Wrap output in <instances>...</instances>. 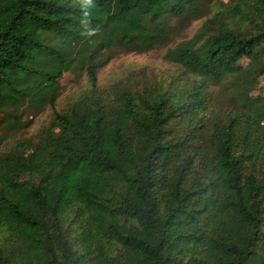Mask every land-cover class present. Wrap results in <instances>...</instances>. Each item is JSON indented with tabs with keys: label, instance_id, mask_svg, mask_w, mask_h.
Here are the masks:
<instances>
[{
	"label": "trees",
	"instance_id": "trees-1",
	"mask_svg": "<svg viewBox=\"0 0 264 264\" xmlns=\"http://www.w3.org/2000/svg\"><path fill=\"white\" fill-rule=\"evenodd\" d=\"M203 2L0 0V264H264V0L168 48L167 84L98 87L101 51L148 52ZM72 66L88 92L20 138L12 110Z\"/></svg>",
	"mask_w": 264,
	"mask_h": 264
},
{
	"label": "rangeland",
	"instance_id": "rangeland-1",
	"mask_svg": "<svg viewBox=\"0 0 264 264\" xmlns=\"http://www.w3.org/2000/svg\"><path fill=\"white\" fill-rule=\"evenodd\" d=\"M230 2L231 0H205L201 7L206 10L201 18L180 16L171 19V34L168 40L156 45L148 52H134L118 48L101 51L95 61L99 65L105 61L96 71L98 87L108 91L112 85L123 81L133 83V85L142 81L148 83L162 81L163 84H167L171 78L180 75L181 72L178 66L165 59L166 50L190 40L206 20L211 19L217 11H220L222 5ZM233 24L235 22L231 23V26ZM58 85V89L54 92L52 105L42 104L36 109L22 106L12 110V116L20 126L17 132L20 138H34L42 127L48 125L53 116V110L57 112L66 110L73 101L81 98L89 90L85 71L76 66H72L68 72L63 74ZM262 90L255 95L264 96V86Z\"/></svg>",
	"mask_w": 264,
	"mask_h": 264
}]
</instances>
